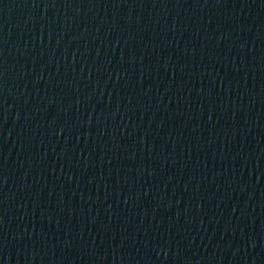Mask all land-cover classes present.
Returning <instances> with one entry per match:
<instances>
[{
	"label": "water",
	"instance_id": "95a60500",
	"mask_svg": "<svg viewBox=\"0 0 264 264\" xmlns=\"http://www.w3.org/2000/svg\"><path fill=\"white\" fill-rule=\"evenodd\" d=\"M0 264H264V0H0Z\"/></svg>",
	"mask_w": 264,
	"mask_h": 264
}]
</instances>
